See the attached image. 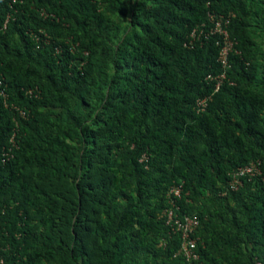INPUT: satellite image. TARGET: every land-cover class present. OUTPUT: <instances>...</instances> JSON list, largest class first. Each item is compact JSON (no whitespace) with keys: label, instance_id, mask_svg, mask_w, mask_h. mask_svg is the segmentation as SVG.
<instances>
[{"label":"trees","instance_id":"obj_1","mask_svg":"<svg viewBox=\"0 0 264 264\" xmlns=\"http://www.w3.org/2000/svg\"><path fill=\"white\" fill-rule=\"evenodd\" d=\"M209 14L234 41L218 90L219 36L190 37ZM253 32L264 0H0V264H185L166 210L198 219L202 264H264Z\"/></svg>","mask_w":264,"mask_h":264},{"label":"built area","instance_id":"obj_2","mask_svg":"<svg viewBox=\"0 0 264 264\" xmlns=\"http://www.w3.org/2000/svg\"><path fill=\"white\" fill-rule=\"evenodd\" d=\"M208 17L212 24L208 31L205 32V25L202 24L199 29H194L190 37L196 39L199 35L204 33L206 36H219V39L216 42V45L219 48L217 61L223 72L217 76L210 74L205 78L207 81L213 82L215 84V89L218 90L224 82H228L231 85V82L227 79L226 71L231 67L228 57L230 53L233 52L234 41L230 38L227 31V25L229 23L228 19H224L223 16H214L212 14H209ZM208 101L209 97L197 99L194 105L195 112L200 114L205 111ZM10 143L14 146L12 140H10ZM260 174L259 162H252L246 166L237 168L230 174L231 177L228 183V189L230 191H237L242 185V178H251L260 176ZM181 194L182 189L180 185H173L168 189L166 197L170 200L171 206H174V199H179ZM163 215L166 217V224L170 226L172 233L177 231L180 236L181 243L176 256L181 257L185 264H202L200 254L197 250L198 238L195 236L199 225L198 219L196 217L184 216L181 220L174 217L171 210H166L163 212Z\"/></svg>","mask_w":264,"mask_h":264},{"label":"rangeland","instance_id":"obj_3","mask_svg":"<svg viewBox=\"0 0 264 264\" xmlns=\"http://www.w3.org/2000/svg\"><path fill=\"white\" fill-rule=\"evenodd\" d=\"M130 4L133 5L135 3V0H129ZM117 18V17H116ZM116 21H119V24L121 26V36H126L129 32L128 29V18L124 16H120L116 19ZM253 38L256 42L257 47L261 50V55H264V39L257 33L253 32Z\"/></svg>","mask_w":264,"mask_h":264}]
</instances>
